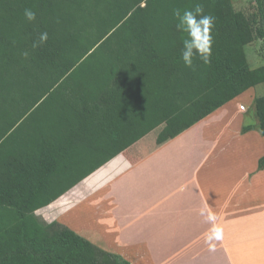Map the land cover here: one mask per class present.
<instances>
[{
    "label": "trees",
    "instance_id": "1",
    "mask_svg": "<svg viewBox=\"0 0 264 264\" xmlns=\"http://www.w3.org/2000/svg\"><path fill=\"white\" fill-rule=\"evenodd\" d=\"M196 3L215 17L213 54L187 68L173 10ZM257 15L232 0H0V264H130L34 212L204 95L220 106L264 84L245 51L264 37ZM44 31L47 44L33 49ZM252 107L264 137V95Z\"/></svg>",
    "mask_w": 264,
    "mask_h": 264
},
{
    "label": "crops",
    "instance_id": "2",
    "mask_svg": "<svg viewBox=\"0 0 264 264\" xmlns=\"http://www.w3.org/2000/svg\"><path fill=\"white\" fill-rule=\"evenodd\" d=\"M236 109L190 120L143 150L165 123L35 219L93 243L100 235L97 246L130 264H264V137Z\"/></svg>",
    "mask_w": 264,
    "mask_h": 264
},
{
    "label": "rangeland",
    "instance_id": "3",
    "mask_svg": "<svg viewBox=\"0 0 264 264\" xmlns=\"http://www.w3.org/2000/svg\"><path fill=\"white\" fill-rule=\"evenodd\" d=\"M232 1L237 9H242L243 11H245L247 15L256 13L258 14L257 15L258 20L259 19L261 21L264 20V5H262L261 0H232ZM245 51L247 54V59L250 64V67L258 68V67L264 66V37L256 39L251 44L247 45L245 47ZM259 95H264V84L259 85L257 88H254L252 86L251 87L250 86L238 87L234 89L232 96L228 100H226L224 103H222L220 106H217L216 105L217 103H215L212 100L213 96L204 95L202 98H200L199 100L191 104L188 108H186L183 112H181L176 117H174V119L168 124H166L162 129H159L158 131L154 132L153 135L147 137L144 141H142V143L152 139L155 136L158 137L159 134H163L166 131H169L168 133H166L167 134L166 136H171L173 132L178 131L182 127H184L185 122L188 123L190 120H193V119L195 120L202 119L208 115H215L216 117L219 118L223 114L226 115L228 112L231 111V109L236 111L237 110L236 108L238 106L240 107V105L242 104H245L248 106V111L245 112V116L249 117L250 121H248L246 117L244 116L245 120H247L245 123L253 122L257 124L258 120L255 115V110L252 107V103H253L254 98ZM171 127H173L174 130L173 129L169 130ZM91 237H93V239L95 240L94 241L95 245H97L96 241H98V244L101 242L100 235L95 234ZM103 246H106V245H102V247L100 248H103ZM108 252H111V251H108ZM155 253H156L157 258L161 257V253L159 251H155Z\"/></svg>",
    "mask_w": 264,
    "mask_h": 264
},
{
    "label": "clouds",
    "instance_id": "4",
    "mask_svg": "<svg viewBox=\"0 0 264 264\" xmlns=\"http://www.w3.org/2000/svg\"><path fill=\"white\" fill-rule=\"evenodd\" d=\"M23 15L26 21L30 23L37 20V12L31 8L24 9ZM173 15L177 21V30L186 33L181 49V59L184 66L193 68L196 60L204 64L210 63L214 45L215 17L205 14L204 7L200 3H196L194 7L188 9L176 8L173 10ZM48 40V32H38L32 43V48L42 47L47 44ZM29 55L30 53L27 50L22 53L25 59ZM208 219L211 220L212 217L209 216ZM213 231L215 232V229Z\"/></svg>",
    "mask_w": 264,
    "mask_h": 264
},
{
    "label": "built area",
    "instance_id": "5",
    "mask_svg": "<svg viewBox=\"0 0 264 264\" xmlns=\"http://www.w3.org/2000/svg\"><path fill=\"white\" fill-rule=\"evenodd\" d=\"M240 110H241L242 112H247V111H248V106L245 105V104H242V105H240Z\"/></svg>",
    "mask_w": 264,
    "mask_h": 264
}]
</instances>
